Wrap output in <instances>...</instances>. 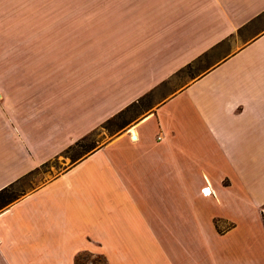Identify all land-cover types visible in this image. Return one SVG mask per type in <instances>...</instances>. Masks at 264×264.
Masks as SVG:
<instances>
[{"label":"crops","instance_id":"crops-1","mask_svg":"<svg viewBox=\"0 0 264 264\" xmlns=\"http://www.w3.org/2000/svg\"><path fill=\"white\" fill-rule=\"evenodd\" d=\"M46 15L51 73L0 74V190L53 174L0 210V264H264V0H57Z\"/></svg>","mask_w":264,"mask_h":264},{"label":"rangeland","instance_id":"rangeland-1","mask_svg":"<svg viewBox=\"0 0 264 264\" xmlns=\"http://www.w3.org/2000/svg\"><path fill=\"white\" fill-rule=\"evenodd\" d=\"M56 5L57 0H0V74L4 71L15 75L19 72L51 73L52 67L44 66L41 62L54 58L56 53L52 46L44 49L38 30L41 24L47 27L53 25L50 21L53 22L54 19L47 17L46 12L50 11L51 14ZM2 80L0 78V82ZM155 100L156 97L153 96L145 97L137 105L110 119L101 130L91 133L84 143L78 144L81 148L76 149L73 154L88 152L106 138L113 137L128 124L149 113L155 106ZM52 174L51 168L43 178L40 173L30 177L10 189L9 194L18 196L20 192L41 184ZM74 264H102V259L100 256L81 253L76 256Z\"/></svg>","mask_w":264,"mask_h":264},{"label":"trees","instance_id":"trees-1","mask_svg":"<svg viewBox=\"0 0 264 264\" xmlns=\"http://www.w3.org/2000/svg\"><path fill=\"white\" fill-rule=\"evenodd\" d=\"M145 98V97H144ZM144 98H140L138 101L132 103L131 105H128L121 113H123L125 110H127L128 108H131L134 105H137L139 103V101H142ZM119 113V115L121 114ZM118 115V116H119ZM110 120V119H109ZM108 120V121H109ZM10 189H12L11 187H4L3 189L0 190V210L5 206H7L9 203L13 202L18 196L15 195H10ZM10 195V196H9Z\"/></svg>","mask_w":264,"mask_h":264},{"label":"built area","instance_id":"built-area-1","mask_svg":"<svg viewBox=\"0 0 264 264\" xmlns=\"http://www.w3.org/2000/svg\"><path fill=\"white\" fill-rule=\"evenodd\" d=\"M207 189H209L208 187H204L200 190V193L204 196H207L209 194V191H206Z\"/></svg>","mask_w":264,"mask_h":264},{"label":"water","instance_id":"water-1","mask_svg":"<svg viewBox=\"0 0 264 264\" xmlns=\"http://www.w3.org/2000/svg\"><path fill=\"white\" fill-rule=\"evenodd\" d=\"M131 138L133 139V138H134V135H133V136H131Z\"/></svg>","mask_w":264,"mask_h":264},{"label":"bare ground","instance_id":"bare-ground-1","mask_svg":"<svg viewBox=\"0 0 264 264\" xmlns=\"http://www.w3.org/2000/svg\"><path fill=\"white\" fill-rule=\"evenodd\" d=\"M206 191H209V189H207ZM209 193H210V191H209Z\"/></svg>","mask_w":264,"mask_h":264}]
</instances>
